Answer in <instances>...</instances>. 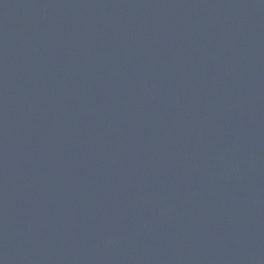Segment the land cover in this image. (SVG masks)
I'll return each mask as SVG.
<instances>
[{"label":"water","instance_id":"obj_1","mask_svg":"<svg viewBox=\"0 0 264 264\" xmlns=\"http://www.w3.org/2000/svg\"><path fill=\"white\" fill-rule=\"evenodd\" d=\"M0 264H264V0H0Z\"/></svg>","mask_w":264,"mask_h":264}]
</instances>
